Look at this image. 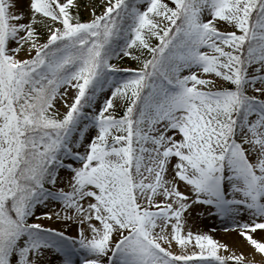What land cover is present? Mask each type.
Returning a JSON list of instances; mask_svg holds the SVG:
<instances>
[{
    "label": "snow or ice",
    "instance_id": "6c2138e0",
    "mask_svg": "<svg viewBox=\"0 0 264 264\" xmlns=\"http://www.w3.org/2000/svg\"><path fill=\"white\" fill-rule=\"evenodd\" d=\"M0 264H264V0H0Z\"/></svg>",
    "mask_w": 264,
    "mask_h": 264
},
{
    "label": "rangeland",
    "instance_id": "374dc122",
    "mask_svg": "<svg viewBox=\"0 0 264 264\" xmlns=\"http://www.w3.org/2000/svg\"><path fill=\"white\" fill-rule=\"evenodd\" d=\"M208 223L211 224V221H209ZM215 236H216V239L220 240L221 242H226L229 244H231L233 242L222 231L216 233Z\"/></svg>",
    "mask_w": 264,
    "mask_h": 264
},
{
    "label": "bare ground",
    "instance_id": "6f19581e",
    "mask_svg": "<svg viewBox=\"0 0 264 264\" xmlns=\"http://www.w3.org/2000/svg\"><path fill=\"white\" fill-rule=\"evenodd\" d=\"M231 241H233L232 239H234V238H230V237H228Z\"/></svg>",
    "mask_w": 264,
    "mask_h": 264
}]
</instances>
